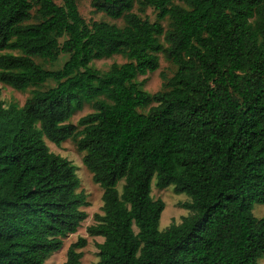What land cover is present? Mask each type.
<instances>
[{"label": "trees", "instance_id": "trees-1", "mask_svg": "<svg viewBox=\"0 0 264 264\" xmlns=\"http://www.w3.org/2000/svg\"><path fill=\"white\" fill-rule=\"evenodd\" d=\"M76 1L0 0V52H14L0 54V83L18 92L55 83L21 107L0 98V264H44L86 218L73 166L44 139L76 140L102 191L87 228L103 239L95 264H260L264 215L252 209L264 204V0H92L121 26L87 24ZM158 53L175 72L149 95L135 79L158 69ZM61 54L55 71L35 62ZM115 55L125 62L89 66ZM84 104L92 112L70 124ZM153 178L191 200L163 231ZM85 245L71 244L61 264H80Z\"/></svg>", "mask_w": 264, "mask_h": 264}, {"label": "rangeland", "instance_id": "rangeland-1", "mask_svg": "<svg viewBox=\"0 0 264 264\" xmlns=\"http://www.w3.org/2000/svg\"><path fill=\"white\" fill-rule=\"evenodd\" d=\"M56 4L61 5V0H53ZM92 0H77L76 5L79 14L84 19L87 24L92 22H106L110 24H115L117 26L122 25L121 20H113L106 17L102 13L95 12L91 6ZM175 4L181 3L178 0L173 1ZM134 13H137V5L134 3L133 10ZM140 17H147L150 22H155L156 17L155 13L151 8H146L144 15ZM162 27L167 29L168 20L165 19L160 22ZM62 41V40H61ZM162 43V38H160ZM14 52H0V54ZM159 67L155 72L147 73L145 76H138L135 79V82L140 84V88L148 93L149 95H154L157 92L163 91L162 88V75L166 78H170L174 72L175 67L168 61H166L161 53L157 54ZM67 55L61 54L54 63L44 62L38 58L35 59V62L39 64L42 68L49 71L58 70L62 64L66 61ZM125 62L121 56L115 55L110 58H102L99 60H92L89 64L90 68L98 70L100 72H106L111 64H122ZM55 85L53 81H47L46 83L37 86L29 87L24 92H18L12 89L11 87L0 83V98L4 103V106L15 105L21 107L24 101L29 97L32 90H47L52 88ZM151 104L150 106H153ZM149 107L138 110L140 113H146ZM92 108L90 104H84L82 109L79 111L73 112L68 122L72 125L77 126L78 120L91 113ZM81 128L78 127V130ZM45 145L48 147L49 151L65 158L74 168V173L79 180V188L77 192L82 191L86 197L87 206L81 208L86 214V218L81 222L79 228L74 234L68 235L62 240V247L60 250L53 253L44 264H61L65 261V255L68 247L75 243L79 238H84L86 240V245L84 248L79 251L82 253L80 259V264H95L98 261L97 253L98 250L96 245L102 243L103 239L100 237H91L87 233V228L91 225H94V215H101V195L102 191L97 184L92 181V174L87 170L83 164L84 153L80 152L77 148L76 140H67L62 142L59 146L54 145L47 139H44ZM122 182L118 184V190H121ZM151 198L153 200H161L164 204L163 211L159 219V230L163 231L168 228L171 224H179L181 219L188 216L190 212L183 207V204L190 203L191 200L185 194H177L174 191L172 185L164 188L158 189L155 186V178L151 181ZM252 214L255 218H261L264 215V204H255L252 209ZM260 264H264V255L259 260Z\"/></svg>", "mask_w": 264, "mask_h": 264}]
</instances>
